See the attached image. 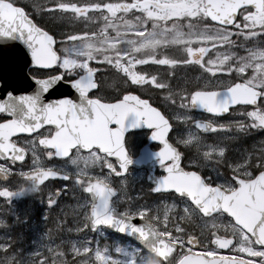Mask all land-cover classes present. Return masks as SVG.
<instances>
[{
  "label": "snow or ice",
  "instance_id": "snow-or-ice-1",
  "mask_svg": "<svg viewBox=\"0 0 264 264\" xmlns=\"http://www.w3.org/2000/svg\"><path fill=\"white\" fill-rule=\"evenodd\" d=\"M34 7H36L34 5ZM257 5L249 3L242 5V9L253 10ZM38 14L45 13H75L77 16L91 12L99 15L101 19L108 20V26L115 28L112 24L114 18L118 19L121 14L134 11L142 12L143 9L133 3V0H77L72 2V6L68 2H57L52 0L47 8L41 9L36 7ZM119 14V15H118ZM151 15V14H149ZM243 20L244 17L240 14V9L233 14V26L236 25V20ZM218 22V21H214ZM107 27V26H105ZM264 28V25H259ZM139 31V29L137 30ZM234 35L238 33H233ZM256 36H264V31L255 32ZM0 38L7 41L18 40L22 42L28 49L31 57L32 67L50 68L55 65L60 70L54 75L39 78L35 74L29 79L34 82L35 88L31 92L24 94H14L12 91L0 93V113H4L10 117L0 121V174L7 177L9 171L18 162L25 160V157L31 153L32 167L27 171H20V175L24 179L32 180L36 183H44L49 178H60L64 181H71L74 187H78L83 192L91 197L88 201L89 205L85 208L87 222L85 227L91 226L95 228L98 223H103L115 227L121 232H128L138 236L144 242L148 255L154 257L157 264H196L193 256L196 252L194 247H200V241L193 235H188L185 239V229L181 223L176 222V218L168 217L165 212L163 217L152 214V210L147 206H139L131 209H125L124 212H115L113 209L114 200L112 199L118 189H114L108 182L107 176H93L89 171L90 167L96 166L93 163L92 157L95 156L99 164L108 169V174H116L120 176L125 173L130 159L126 154L124 147V134L126 129L135 127L140 122L148 124L152 128L151 137L163 144L155 155L161 167L167 173L159 177L155 182L153 191L171 189L180 198L190 201V204L183 209V214L180 215V221H185L191 213H199L201 218L212 215L209 210L211 201L215 200L219 205L221 201V193L225 191L222 184L215 185L209 180L202 177L196 171H186L180 167V153L175 147L167 142L165 134L169 130V121L165 116L152 107L148 100L141 99L139 96L126 92L122 99L115 100L111 103H104L100 99L90 98L87 93L89 89L97 87L94 80V73L97 69L90 67V61L96 60L99 57L101 62H104L120 72L124 73L127 80L132 84L145 85L156 84V77L136 71V66L144 65L146 62H153L157 65H186L189 62L198 65L201 71L209 77L216 78L219 76L231 77L233 72L238 73L237 79L233 82L232 79H227L222 87H213V90H203L208 85L197 87L196 90L183 91L180 95L182 106L185 108H199L207 113L216 116L229 112L230 106L246 107V111L240 114L245 117L247 127L252 129H264V49H255L246 52L247 59L237 57L239 66L234 65L230 71L220 72L217 66L223 67L230 57H221L219 60H205L207 55L206 50L204 56L199 60L195 57L200 56V52L192 53L193 58L175 61L172 58L161 60L159 58L141 59L135 55L137 48H143L144 43L139 45L132 41L126 43L131 45V49H120L108 54H100L93 43L88 41L85 34L68 36L65 35L60 41L63 55L58 56L53 45L56 40L53 35H50L44 28L37 26L25 12L24 8L17 6L15 0H0ZM82 39L85 40L82 49H69L65 45L68 41ZM147 42V41H146ZM152 43H156L153 41ZM109 48H115V44L109 42ZM6 54V49H0V59H3ZM253 62H255L253 64ZM256 92L253 93L255 99L251 102L246 100H236L238 94L240 79L248 77L251 80L257 77ZM67 76V83L78 95V100L70 99L67 96L56 100L44 101L43 95L50 90H55L59 83ZM75 77V78H73ZM247 82V81H245ZM157 87H166V85H158ZM115 123V128H110L109 123ZM197 128L203 129H224L227 126L220 123L213 126L210 120L194 121ZM238 127H243L244 122L233 121ZM43 125L51 126L54 130L43 135H33L31 139L24 140L22 145L31 144L32 148L36 147L37 140L39 145L44 146V156L48 159L63 158L66 165L74 167V171L65 169H57L55 167L44 166V161L36 152L30 148L18 145L15 140L10 139L15 133H34L35 130L41 129ZM79 125L76 130L80 133L90 134L100 143L92 144L90 147H82L79 142L72 143L70 146L64 147V133L71 132L72 128ZM107 133V135H105ZM76 135V132L72 133ZM191 139V138H189ZM187 143V141H181ZM213 151L212 146H208V150L204 152L207 156ZM215 151L223 152L224 149L216 148ZM75 154V158L74 157ZM107 157H115V163L111 162ZM165 161H170L165 163ZM83 162V163H81ZM7 165V166H6ZM118 165V169H117ZM231 167V166H230ZM255 174L247 171L243 174V178L251 179L253 175L258 174L264 177V163L257 160L255 164ZM241 175L234 171V175L230 178L234 183L229 182L230 187L239 188L243 182ZM123 184V180L120 181ZM64 187L67 189L68 184ZM264 187V186H262ZM62 189H57L54 193L49 194L47 204L54 206L57 197L60 196ZM18 193L12 191L7 185H0V199L10 201L14 195ZM215 212L221 215L230 217V213L223 207H216ZM133 217H140L141 224L132 223ZM231 220V217H230ZM260 220H264V211L261 213ZM233 225H236L241 231L250 237L255 236V225L252 233H249L243 224H238L237 221L231 220ZM260 221H257L259 225ZM163 225V228L160 227ZM173 229L175 232H173ZM216 234L213 233V236ZM257 249L260 251L258 255H251L245 261L233 260L231 264H247L248 260L256 261V264H264V242L259 238L255 240ZM187 245V247H186ZM9 245L0 243V252L6 253ZM209 249L203 256L202 264H228V261L218 259H209L214 257L217 252L223 251L236 252L232 245L221 244L217 239L209 241ZM116 255H111L106 249L96 248L95 250L85 246L81 255L85 257L81 264H88V260L92 264H137L136 256L138 251L127 252L116 248ZM127 256V260L120 257ZM11 260V257L8 258ZM41 264L43 262V257ZM143 264V258H141Z\"/></svg>",
  "mask_w": 264,
  "mask_h": 264
},
{
  "label": "flooded vegetation",
  "instance_id": "flooded-vegetation-1",
  "mask_svg": "<svg viewBox=\"0 0 264 264\" xmlns=\"http://www.w3.org/2000/svg\"><path fill=\"white\" fill-rule=\"evenodd\" d=\"M205 0H151V3L163 7L165 12L158 16H150L147 13V0H133V3L143 9L142 12L134 11L130 13H124L119 16L118 19L114 18L112 24H115V28L108 26L107 19H101L98 24L99 32L101 34H113L117 35L120 28L124 23H132L136 26L134 29L143 27V33L145 34V41H147V35L152 32H157L160 29H169L163 34L164 41L156 43L154 45H145L143 48L135 50V55H138L141 59H161L165 60L172 58L175 61L187 59L186 52L189 54L188 59H192V53L200 52V56L195 57L199 60L201 56H204L206 50L207 55L205 60H219L221 57H230L229 61H226L223 67L217 66V70L220 72L230 71L234 65L239 66L237 57L247 59L246 52L255 49H264V36H256L255 32L264 31V28L259 25H264V9L261 11L241 9L240 14L244 17L243 20L237 19L236 25L239 27L230 25L223 28L225 30V37L222 45H200L195 43H183V34L185 33V23L206 19L204 10ZM52 2V0H15L17 6L24 8L30 19L37 24V26L44 28L49 34L55 36L67 35L75 31L90 30V19L94 16L91 12L77 16L75 13H37L36 7L45 9ZM57 2H68L72 6V2L77 0H57ZM96 2V0H92ZM109 2H116V0H109ZM127 2V0H126ZM34 5L36 7H34ZM119 15V14H118ZM100 17V16H99ZM94 22V21H93ZM89 24V25H88ZM107 26V27H105ZM79 27V28H77ZM233 33H238L234 35ZM159 38V37H158ZM160 39V38H159ZM67 48L77 45H65ZM62 45H55V50L60 55ZM80 48V46H78ZM100 54H108L109 52H115L120 49H131L130 45H115V48H109L108 46H95ZM81 46L80 49H82ZM217 53H220L217 56ZM90 67L97 69L93 74L96 88L89 89L87 95L90 98L100 99L104 103H111L115 100L122 99L126 92L139 96L141 99L148 100L152 107H155L160 111L165 118L169 121V130L165 134V139L169 144L177 149L180 153L179 164L180 167L186 171H196L205 179H209L214 185L216 183L222 184L225 187V192L230 193L236 190L242 192L243 195L257 196L264 194V178L262 180H254L258 174L253 175L251 179L243 178V174L247 171L255 174V164L257 160L264 163V129H252L247 127L245 117L240 113L246 111V107H231L229 112L225 115H216L207 113L205 110L196 108H185L182 106L180 95L183 91L196 90L197 87L208 85L203 90H213V87H222L227 79H232L233 82L237 79L238 73L233 72L231 77L219 76L216 78L209 77L203 73L198 65L189 62L186 65H157L151 61L146 62L144 65L136 66V71L145 73L156 77V84L166 85V87H157L156 84L138 85L132 84L127 80L124 73L118 69L101 62L99 57L96 60L90 61ZM255 62H253L254 64ZM60 71L57 66L53 65L46 70L29 69L31 75H36L39 78L56 74ZM258 73L257 77L251 80L248 77H242L240 81L245 82L253 87L256 84L257 79L260 77ZM67 76L59 83L55 90H50L43 95L45 102L49 100H56L67 96L70 99L78 100L79 97L75 91L67 83ZM75 78V77H73ZM256 88V87H255ZM10 119V117L4 113H0V121ZM210 120V123L217 126L220 123L225 124L227 127L224 129L204 130L197 129L194 125V121ZM233 121L244 122L243 127H238ZM72 128L71 132H65L64 147L70 146L74 143V140L80 139L82 147H88L91 144L100 143L95 138H86V133H80L76 130L79 125ZM110 128H115L116 125L113 122L109 123ZM54 130L51 126L43 125L41 129L35 130L34 133H17L10 139L15 140L18 145L30 148L33 152H36L38 156L44 161V166L55 167L57 169H67L70 165H66L63 158H51L48 159L44 156V146L39 145L38 140L35 148H32L31 144H24V140L31 139L33 135H43ZM76 132V135L72 133ZM152 128L148 124L140 122L131 129H126L124 134V147L126 154L130 159V163L127 165L125 173L117 176L112 174L109 176L108 169L103 166V163L93 166L89 169L93 176H107L108 182L115 189H118L117 195L113 198L114 204L117 206L120 212H124L125 209H131L139 206H147V195L153 199L160 196H173L177 195L173 192L168 193H153V184L147 180L148 174L151 172L155 177H161L166 175V172L158 162V158L155 153L163 147L160 141H156L151 137ZM107 135V133L105 134ZM86 138V139H85ZM191 138V139H189ZM181 141H187L182 143ZM208 146L213 147V151L209 152L207 156L204 152L208 150ZM216 148L224 149L223 152L215 151ZM111 162L115 163V157H107ZM133 159H136L137 164L142 166L136 167L131 165ZM170 161H165L169 163ZM0 163H4L0 160ZM7 166V165H6ZM231 166V167H230ZM10 172L23 170L27 171L32 167V157L29 153L25 160L18 162ZM118 169V165H117ZM234 171L239 173L243 178V182H247L245 185L241 184L239 188L230 187L229 182L234 175ZM9 172V173H10ZM14 174L9 175V179ZM133 177V178H132ZM21 178V177H20ZM132 178L133 183L131 185V191L134 193V197H128L123 195V187L120 183L121 180H130ZM64 182L70 181L64 180H50L45 185L52 186L55 190L58 189ZM29 183V182H28ZM29 185H31L29 183ZM60 189V188H59ZM257 208H261V205L255 201L254 204ZM140 218V217H139ZM226 220L231 226L230 230L217 231L224 238L233 237L232 247L236 249V252L223 251L217 252L215 256L226 258H243L250 259L249 254L242 253L247 250L249 244L254 247L251 238L245 235L236 225L231 223L230 217ZM246 226L252 227L253 223L243 218ZM232 230L242 232L249 239L250 243H243L240 241ZM202 246V245H201ZM248 251V250H247ZM256 262L254 260H250Z\"/></svg>",
  "mask_w": 264,
  "mask_h": 264
},
{
  "label": "rangeland",
  "instance_id": "rangeland-1",
  "mask_svg": "<svg viewBox=\"0 0 264 264\" xmlns=\"http://www.w3.org/2000/svg\"><path fill=\"white\" fill-rule=\"evenodd\" d=\"M165 10L163 7L151 3V0H147V13L151 14L150 16L153 17L156 14L160 16ZM134 28H136L134 24L124 23L117 35L109 38H91L87 40L95 46H108L109 42L115 45H130L126 43L127 41H132L137 45L141 43L145 45L143 27H140L139 31ZM168 30L160 29L155 33L148 34L147 45L164 41L162 36ZM224 37L225 30L196 25L190 27L183 34V43L213 44L222 42ZM153 41H156V43H152ZM84 43L85 40L69 42V44L77 45L69 49L79 50ZM67 169L74 171V167L71 165ZM19 173L20 170L12 173L15 176L8 182H0V185H7L12 191L18 193L11 198L13 200L11 204L16 206L13 209L10 208L12 206H3V201L0 199V243L9 245L6 253L0 252V264H41V257L44 258L42 264H81L85 257L80 253L85 246L93 250L96 248L106 249L111 255H116L114 251L116 248L127 252L135 250L138 251L137 264H141V258H143V264H157L156 259L143 252L135 244L110 236L102 228L91 232L88 227H85L87 222L85 208L90 206L88 203L90 200L78 187H74L72 182L68 183L69 187L67 189L64 187V183L61 184L60 187L63 189L61 196L57 198L54 206L46 207L49 194L54 193V188L50 185L36 189L31 186L26 187L20 180ZM132 178L130 180L124 179L123 184H121L123 195L130 198L135 196L131 191ZM187 206L188 204L185 201L169 196H160L153 199L147 195V207L152 210V214L162 218L164 213L167 212L170 220L175 217L176 222L181 223V226L185 229V237L194 234L203 242L204 248L198 250V252L208 250L205 247L208 246L212 229H231L229 222L220 214L210 219H204L198 213L193 212L185 218V221L181 222L180 215L183 214V209ZM33 210H35L36 218L30 216V211ZM50 211L51 215H48ZM20 212L24 214L21 218L22 223L17 222L18 215L15 214ZM7 214L15 219V221L13 219L9 221L13 226L6 225V222H8L6 219ZM37 215L38 219L45 218V221L41 223L37 219ZM51 224L53 232L50 234L47 230L51 228ZM160 227L163 228V225H160ZM14 229L17 231L15 232ZM232 231L235 232L240 241L244 240L245 242L246 237L242 233ZM173 232H175L174 229ZM246 249L252 252V249ZM9 257H11V260L8 259ZM120 258L123 260L128 259L127 256H121ZM88 264H92L90 259Z\"/></svg>",
  "mask_w": 264,
  "mask_h": 264
},
{
  "label": "water",
  "instance_id": "water-1",
  "mask_svg": "<svg viewBox=\"0 0 264 264\" xmlns=\"http://www.w3.org/2000/svg\"><path fill=\"white\" fill-rule=\"evenodd\" d=\"M253 3V0H206L205 5L207 8V14L210 17L211 21L215 22L219 25L228 26L232 23L233 14L237 12L242 5ZM0 49H6V54L3 59H0V93H6L8 91H12L14 94H24L27 92H31L34 90L35 85L34 82L29 79L30 75L27 73V69L32 67L31 65V57L28 53V49L26 46L18 41L12 40L7 41L4 38H0ZM41 68L42 67H35ZM238 100L237 98H234ZM201 130H205L203 128H199ZM7 177L2 176L3 180H6ZM159 178L155 179L151 174L148 176V180L152 181L155 187V182ZM32 181V180H30ZM33 182V181H32ZM35 186H39L42 183L33 182ZM167 190H158L159 192L170 191ZM87 194V193H86ZM88 195V194H87ZM255 196L251 195H242L240 193L237 194H229L225 195L221 193V201L220 205L225 208L226 211L230 213V215L237 221L239 224H243L242 217L257 219L260 221L259 225L255 227V236H253L254 240L259 238L262 242H264V220H260L261 213L260 210L251 207L256 199ZM90 200L91 197L89 196ZM262 206L264 207V195L261 196ZM236 205H241V207H237ZM217 204L215 200L211 201L210 211L213 212L216 208ZM113 209L118 213L117 208L113 205ZM264 211V208H263ZM144 221L138 218H132V223L141 224ZM244 225V224H243ZM99 226H105L109 228L111 231L116 232L118 234L124 235L132 240H134L138 245L145 248L144 242L138 238L137 235L121 232L115 227L110 225H106L103 223H98L95 228L89 226L92 231H95ZM247 228L249 233H252L253 228L244 226ZM213 239L222 240V238L218 239V236L215 235ZM225 242L223 241L224 244ZM195 248V247H194ZM146 249V248H145ZM147 250V249H146ZM202 254H196L193 256V260L196 264H202L203 261ZM209 259H218L222 261H228V264H231L233 260L235 261H244L239 259H224V258H209ZM247 264H252L247 262Z\"/></svg>",
  "mask_w": 264,
  "mask_h": 264
},
{
  "label": "trees",
  "instance_id": "trees-1",
  "mask_svg": "<svg viewBox=\"0 0 264 264\" xmlns=\"http://www.w3.org/2000/svg\"><path fill=\"white\" fill-rule=\"evenodd\" d=\"M95 17L97 18V20H96L93 24H90V25H89L90 30H89L88 34L85 35V37H90L91 35L97 36V32H98V31H97V28H98V24H99L100 21L98 22L99 15H95ZM95 17H94V18H95ZM92 22H93V20H92ZM73 31H74V30H72V32H73ZM72 32H71V33H72ZM78 32H82V31H78ZM73 35H74V33H73ZM64 36H65V35H59V36H57V40H58L59 42L62 41L63 38H64ZM23 215H24L23 213H20V215H18L17 222L22 223V222H21V218H22ZM33 215L36 217L35 213H34ZM19 218H20V219H19ZM9 219H10V217H9ZM37 219H38V215H37ZM38 220H39L41 223H43V222L45 221V218H39ZM52 228H53V226H52V224H51V228L47 230L50 234L53 232Z\"/></svg>",
  "mask_w": 264,
  "mask_h": 264
},
{
  "label": "clouds",
  "instance_id": "clouds-1",
  "mask_svg": "<svg viewBox=\"0 0 264 264\" xmlns=\"http://www.w3.org/2000/svg\"><path fill=\"white\" fill-rule=\"evenodd\" d=\"M219 55H220V53H217V56H219ZM73 158H75V154H74V157ZM92 159H93V163L94 164H96V165L99 164V161H98V159L95 156H93Z\"/></svg>",
  "mask_w": 264,
  "mask_h": 264
}]
</instances>
